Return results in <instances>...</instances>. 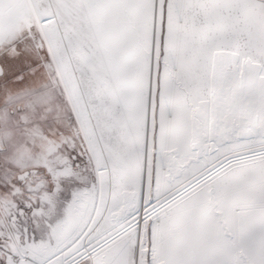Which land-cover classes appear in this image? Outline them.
<instances>
[{
	"label": "snow or ice",
	"instance_id": "snow-or-ice-1",
	"mask_svg": "<svg viewBox=\"0 0 264 264\" xmlns=\"http://www.w3.org/2000/svg\"><path fill=\"white\" fill-rule=\"evenodd\" d=\"M0 264H264V0H0Z\"/></svg>",
	"mask_w": 264,
	"mask_h": 264
}]
</instances>
